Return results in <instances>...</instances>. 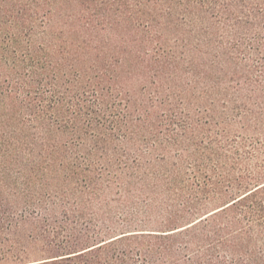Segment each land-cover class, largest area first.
<instances>
[{"label": "trees", "instance_id": "trees-1", "mask_svg": "<svg viewBox=\"0 0 264 264\" xmlns=\"http://www.w3.org/2000/svg\"><path fill=\"white\" fill-rule=\"evenodd\" d=\"M26 222L5 262L264 264V0H0V236Z\"/></svg>", "mask_w": 264, "mask_h": 264}, {"label": "rangeland", "instance_id": "rangeland-1", "mask_svg": "<svg viewBox=\"0 0 264 264\" xmlns=\"http://www.w3.org/2000/svg\"><path fill=\"white\" fill-rule=\"evenodd\" d=\"M16 175H17L16 172H13L10 180H13L16 177ZM20 182H22L21 178L18 179L19 189L22 188V184ZM35 190L41 192L40 191L41 185L37 183V185L35 186ZM48 190L50 191V190H52V188L47 189V191ZM6 197H7V194H6ZM47 208H48V204H47ZM30 212H31V209H27L24 206L15 210L14 225H17L21 221L22 216H29ZM38 216H39V214H38ZM60 220H62V218H60ZM35 228H36V230H39V225L37 223L26 222L25 224L23 223L20 226H18V228H17V226H14V231L12 232L13 234H11V235L4 234V235L0 236V264H37V263H41L44 261H51L50 257H53V256L41 255L40 253L39 254L34 253L32 256H30L27 260H25L23 262L12 263V262H5L4 261L5 258H7V256H8L7 255L8 253H6L8 247H6L4 249L2 247L4 245L7 246V244L11 245L10 243H7L6 240H32L31 235H32V231L35 230ZM39 233H42V229L39 231ZM36 239L34 238L33 240H36ZM37 240H47V237L46 238L40 237ZM57 240H64V238H61V236H59L57 238Z\"/></svg>", "mask_w": 264, "mask_h": 264}]
</instances>
